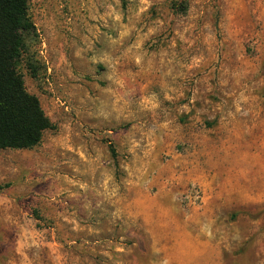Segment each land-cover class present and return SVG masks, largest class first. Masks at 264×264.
<instances>
[{"label": "rangeland", "instance_id": "374dc122", "mask_svg": "<svg viewBox=\"0 0 264 264\" xmlns=\"http://www.w3.org/2000/svg\"><path fill=\"white\" fill-rule=\"evenodd\" d=\"M27 14L51 127L0 149V264H264V0Z\"/></svg>", "mask_w": 264, "mask_h": 264}, {"label": "trees", "instance_id": "16d2710c", "mask_svg": "<svg viewBox=\"0 0 264 264\" xmlns=\"http://www.w3.org/2000/svg\"><path fill=\"white\" fill-rule=\"evenodd\" d=\"M32 29L27 0H0V149L30 148L51 127L16 70L27 52L25 36Z\"/></svg>", "mask_w": 264, "mask_h": 264}]
</instances>
